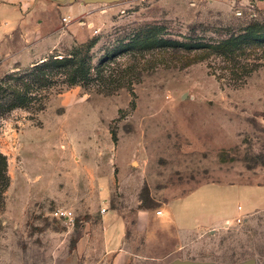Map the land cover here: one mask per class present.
<instances>
[{"label": "rangeland", "instance_id": "obj_1", "mask_svg": "<svg viewBox=\"0 0 264 264\" xmlns=\"http://www.w3.org/2000/svg\"><path fill=\"white\" fill-rule=\"evenodd\" d=\"M87 7L60 8L78 30L58 33L46 64L0 66V264H74L103 207L125 216L136 264H264V7L252 33L245 0ZM172 198L182 223L201 212L206 226L177 247L155 220L136 228Z\"/></svg>", "mask_w": 264, "mask_h": 264}, {"label": "crops", "instance_id": "obj_2", "mask_svg": "<svg viewBox=\"0 0 264 264\" xmlns=\"http://www.w3.org/2000/svg\"><path fill=\"white\" fill-rule=\"evenodd\" d=\"M74 2L78 4L76 14L80 12L87 14V6L90 3H84L79 0L62 4L56 0H0V66L25 68L46 60L51 50L50 47H55L60 31L64 30L65 27L71 31L78 30L76 25L72 28V21H74L73 19L76 16L74 18L65 14H62L61 17L59 16L61 14L60 8L67 6L70 9L71 4ZM257 6L264 7V1H259ZM49 39L52 42H47L51 45L48 46L46 52L40 53L36 58H32L26 66L21 64L19 58L24 52L32 55L35 50L43 46L42 42L49 41ZM195 189L174 199H186L187 195L192 194ZM174 199L172 198L166 202L163 206L166 209L162 207L156 213L157 215L154 213L152 217L144 209L139 210L136 214V228L145 231L149 219L151 221L155 220L154 224H157V226L161 225V228H166L167 231L164 232H167V235L174 236L173 245L177 247V245L181 246L195 229L201 230L206 226L201 225V212H199V215H193L187 222L182 223L180 217L174 214L170 207L169 202L174 201ZM103 208H105V211L102 212L103 216L112 212L109 222H101V226L93 228V234L86 239L87 241L84 245L82 242L83 240L85 242L84 238L78 243V247L75 250L74 264H78L81 258H84L87 264H136L139 253L134 250L135 243L133 244V242L126 240L128 222L125 216L116 209ZM237 208L241 209L239 206ZM114 225L117 230L119 228L118 234L113 236L105 235L106 230ZM169 229L174 234H171ZM156 230L152 233L154 238L162 234L159 230ZM166 246L165 242L160 243L156 239L151 244V250L160 252L165 250ZM100 253V257L94 258Z\"/></svg>", "mask_w": 264, "mask_h": 264}, {"label": "trees", "instance_id": "obj_3", "mask_svg": "<svg viewBox=\"0 0 264 264\" xmlns=\"http://www.w3.org/2000/svg\"><path fill=\"white\" fill-rule=\"evenodd\" d=\"M245 18H247V20L249 21L248 25L245 27V32H248V33L251 32L252 33L254 31V29L257 27V25L259 24V22H260L259 19H258V16L257 15L255 17L247 16ZM53 57H56V55H54ZM54 59L55 60H59L58 62H62L63 59H64V56H61L60 58H54ZM48 60H49V57L46 60H44L43 62L38 63V64L33 65V66L36 67V66H39V64H46L45 62H47ZM40 73L44 74V70H40ZM73 81H74V78H72L70 82L74 83ZM25 99H26V97H23L22 100H25ZM16 104H17V102H13V103L9 104L8 105V109L15 107ZM257 157H258V159L261 160V162H259V163L257 162L256 164L257 165L260 164V165L264 166V160L262 159V156L257 155ZM4 165H5V157L2 154H0V175L5 177V175L3 173Z\"/></svg>", "mask_w": 264, "mask_h": 264}, {"label": "built area", "instance_id": "obj_4", "mask_svg": "<svg viewBox=\"0 0 264 264\" xmlns=\"http://www.w3.org/2000/svg\"><path fill=\"white\" fill-rule=\"evenodd\" d=\"M234 1H239V0H234ZM259 1H264V0H245V4L247 6V9L249 11V14L248 16L249 17H255L256 16V13L255 11H253L257 6V3ZM241 2V0H240ZM253 11V12H250V11ZM236 15L238 16H241L242 15V10H237L236 11ZM101 211L104 212L105 211V208H101ZM54 216H57V217H64V218H69L72 214V212L68 209H65V208H57L55 211H54Z\"/></svg>", "mask_w": 264, "mask_h": 264}, {"label": "water", "instance_id": "obj_5", "mask_svg": "<svg viewBox=\"0 0 264 264\" xmlns=\"http://www.w3.org/2000/svg\"><path fill=\"white\" fill-rule=\"evenodd\" d=\"M58 2H61L62 3H69V2H73V1H76V0H56ZM79 1H82L84 3H97V2H105V3H114V2H117V1H121V0H79ZM172 264H206V263H200V262H193V261H175L173 262ZM246 264H256L255 262L253 261H250Z\"/></svg>", "mask_w": 264, "mask_h": 264}]
</instances>
